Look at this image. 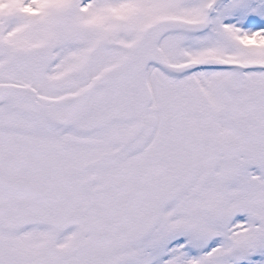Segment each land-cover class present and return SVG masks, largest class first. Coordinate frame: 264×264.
Returning a JSON list of instances; mask_svg holds the SVG:
<instances>
[{
  "label": "snow or ice",
  "instance_id": "1",
  "mask_svg": "<svg viewBox=\"0 0 264 264\" xmlns=\"http://www.w3.org/2000/svg\"><path fill=\"white\" fill-rule=\"evenodd\" d=\"M0 264H264V0H0Z\"/></svg>",
  "mask_w": 264,
  "mask_h": 264
}]
</instances>
